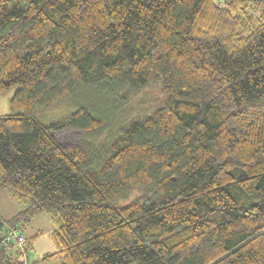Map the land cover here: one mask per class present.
Instances as JSON below:
<instances>
[{
  "label": "trees",
  "instance_id": "obj_1",
  "mask_svg": "<svg viewBox=\"0 0 264 264\" xmlns=\"http://www.w3.org/2000/svg\"><path fill=\"white\" fill-rule=\"evenodd\" d=\"M12 87L0 189L20 205L9 224L53 220L42 260L264 264V0H0ZM153 88L113 123L88 106L36 117L83 90L122 108ZM63 130L84 139L65 147ZM0 264L22 263L0 246Z\"/></svg>",
  "mask_w": 264,
  "mask_h": 264
},
{
  "label": "rangeland",
  "instance_id": "obj_2",
  "mask_svg": "<svg viewBox=\"0 0 264 264\" xmlns=\"http://www.w3.org/2000/svg\"><path fill=\"white\" fill-rule=\"evenodd\" d=\"M257 15L258 12H252ZM16 88L12 87L0 94V115L10 114V100L15 93ZM118 92L97 91L95 89L83 90L76 96L68 99L65 103L56 106L55 108L37 113L36 117L39 122L48 126L53 123L64 120L73 111L80 106H88L93 112L102 117L107 123L116 121V117H128L146 112L147 109L155 105L152 96L160 97L157 88L149 89L147 92H142L134 95L125 103L122 108L116 106ZM142 101L145 103L143 104ZM119 108V109H118ZM126 112V113H124ZM54 137L65 147L76 145L80 140L84 139L81 133L69 130L56 131ZM20 210V205L13 199L11 191L8 187L0 189V218L8 221L5 215H11L14 211L16 214ZM14 214V215H15ZM55 224L50 215L46 212H39L31 217L30 221L24 228L25 237L31 240L26 244V253L29 255L27 264H60L61 257L59 254L47 261L42 260L46 254L56 253L57 249L52 240V232L55 229Z\"/></svg>",
  "mask_w": 264,
  "mask_h": 264
},
{
  "label": "built area",
  "instance_id": "obj_3",
  "mask_svg": "<svg viewBox=\"0 0 264 264\" xmlns=\"http://www.w3.org/2000/svg\"><path fill=\"white\" fill-rule=\"evenodd\" d=\"M0 246L5 250L15 251L20 261L27 264L26 237L20 225H11L0 218Z\"/></svg>",
  "mask_w": 264,
  "mask_h": 264
},
{
  "label": "crops",
  "instance_id": "obj_4",
  "mask_svg": "<svg viewBox=\"0 0 264 264\" xmlns=\"http://www.w3.org/2000/svg\"><path fill=\"white\" fill-rule=\"evenodd\" d=\"M14 212H15V211H14ZM14 212H13L11 215H5V216H7L8 219H9V218L11 219V218L14 216V214H15ZM6 254H7L9 257H11V258H15V257L17 256V254H16L13 250H10V251L6 252ZM26 256L28 257L29 255L26 253Z\"/></svg>",
  "mask_w": 264,
  "mask_h": 264
}]
</instances>
